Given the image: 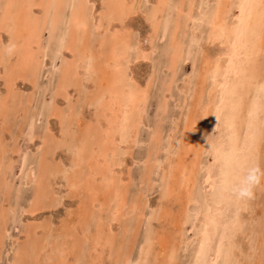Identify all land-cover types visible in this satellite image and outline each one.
Segmentation results:
<instances>
[{"label": "rangeland", "instance_id": "obj_1", "mask_svg": "<svg viewBox=\"0 0 264 264\" xmlns=\"http://www.w3.org/2000/svg\"><path fill=\"white\" fill-rule=\"evenodd\" d=\"M7 1L0 0V264H139L146 247V264H264V27L240 41L242 78L227 55L210 62L227 64L214 77L204 63L223 46L212 30L218 0ZM239 3L231 0V25ZM139 96L142 106L127 110ZM78 158L95 174L82 189L69 184L86 166ZM252 168L260 181L251 198H240Z\"/></svg>", "mask_w": 264, "mask_h": 264}, {"label": "bare ground", "instance_id": "obj_2", "mask_svg": "<svg viewBox=\"0 0 264 264\" xmlns=\"http://www.w3.org/2000/svg\"><path fill=\"white\" fill-rule=\"evenodd\" d=\"M9 1H12V0H9ZM14 1V0H13ZM16 1V0H15ZM19 1V0H18ZM17 1V2H18ZM20 1H22V0H20ZM94 1V0H93ZM118 1V0H117ZM219 1V5H218V7H217V9L215 10V12L213 13V17H212V30H213V32H216L217 33V35H218V33H219V35L221 36V37H223L224 39H223V42L221 43V44H223V46H222V48H221V50H219L215 55L213 54V55H211V54H209V53H206V62L204 63V70L206 71V73H208V72H211L212 73V75L215 77L220 71H221V69L224 67V66H226V65H221L220 64V62H215V64L214 65H212L211 67H210V62H212V60H213V58H216V59H220V58H224V56H229L230 57V63L227 65V67H230L231 68V70L232 69H234L235 70V73H234V77H236V78H239L240 79V77L242 78V73L244 72V67H242L243 65H242V63H241V57L242 56H239V44H240V41L242 40V38L243 37H245L246 35V37H249V35H250V31L251 30H254V29H257L258 31L260 30V29H258V28H260L261 27V25L264 27V0H255V2H254V0H240V3H239V8H240V15H239V17H238V19H237V22L235 23V24H229L228 23V20H227V14H228V12L231 10V0H218ZM238 1V0H237ZM6 2H8L7 0H6ZM165 2H167V0L165 1ZM217 2V1H216ZM232 2H234V1H232ZM236 2V1H235ZM14 3V2H13ZM125 3V2H124ZM159 3V2H158ZM213 3V2H212ZM218 3V2H217ZM24 4V3H23ZM126 4V3H125ZM131 4V3H130ZM12 5V4H11ZM119 5H121V4H119ZM127 5V4H126ZM163 5V4H162ZM10 6V5H9ZM24 6V5H23ZM27 6V5H26ZM164 6V5H163ZM235 6V5H234ZM233 6V7H234ZM121 7V6H120ZM124 7V6H123ZM14 8V7H13ZM25 8V7H24ZM127 8V7H126ZM130 8H132V7H130ZM129 8V9H130ZM122 9V8H121ZM120 9V10H121ZM125 9V8H124ZM236 9V8H235ZM21 10V9H20ZM25 10V9H24ZM127 10V9H126ZM17 11V10H16ZM123 11V10H122ZM126 12V11H125ZM124 13V12H123ZM159 13V12H158ZM236 13V12H235ZM17 14H18V12H17ZM76 14V13H75ZM74 14V15H75ZM233 14V13H232ZM19 15V14H18ZM27 15V14H26ZM161 15V14H160ZM234 15V14H233ZM24 16V15H23ZM29 16H31V15H29V13H28V17ZM15 17V16H14ZM80 17V16H79ZM22 18V17H21ZM31 18H32V16H31ZM72 18H74V17H72ZM15 19V18H14ZM18 19V18H17ZM229 19V18H228ZM21 21H22V19H20ZM25 20V19H24ZM157 20V19H156ZM255 20H256V22H255ZM18 21H19V19H18ZM149 21V20H148ZM17 22V21H16ZM80 22V21H79ZM254 22H255V24H254ZM18 23V22H17ZM78 23V22H77ZM83 24L84 23H82V26H83ZM25 25V24H24ZM27 25V24H26ZM33 25V24H32ZM80 25V24H79ZM79 25H77V26H79ZM256 25L258 26V28H256ZM81 26V25H80ZM116 26V25H115ZM5 28V27H4ZM12 28V27H11ZM29 28V27H28ZM28 28H27V30H25V31H28ZM80 28V27H79ZM100 28V27H99ZM13 30V29H12ZM16 30V29H15ZM15 30L13 31L14 33H15ZM20 30V29H19ZM115 30V29H114ZM119 30H120V28H119ZM264 30V29H263ZM255 31V30H254ZM253 31V32H254ZM34 32V31H33ZM252 32V33H253ZM20 33V32H19ZM30 33V32H29ZM114 33V32H113ZM118 33V32H117ZM215 33V34H216ZM17 34V33H16ZM255 34H256V32H255ZM258 34V33H257ZM261 34V33H260ZM15 35V34H14ZM29 35V34H28ZM114 35V34H113ZM213 35V34H212ZM259 35V34H258ZM19 36V35H18ZM252 36V35H251ZM254 36V35H253ZM261 36V35H260ZM15 37L17 38V36L15 35ZM22 37H23V35H22ZM30 37H32V36H30ZM218 37V36H217ZM257 37V40L259 39V37L258 36H256ZM262 37V36H261ZM250 38V37H249ZM22 39V38H21ZM246 39V38H245ZM24 40V39H23ZM219 40H220V38H219ZM250 40V39H249ZM251 40H253V38L251 39ZM263 40H264V38H263ZM263 40H262V42H263ZM34 41V40H33ZM221 41V40H220ZM247 41H248V39H247ZM259 41V40H258ZM250 42V41H249ZM17 43V42H16ZM37 43V42H36ZM214 43V42H213ZM253 43V42H252ZM257 43V42H256ZM219 44V43H218ZM258 44V43H257ZM261 44V43H260ZM24 45V44H23ZM247 45V44H246ZM250 45H253V44H250ZM255 46H257L256 44H255ZM28 47H29V44H28ZM34 47V46H33ZM115 47H116V45H115ZM242 47H243V45H242ZM120 48V47H119ZM149 48V47H148ZM253 48H254V46H253ZM17 49V48H16ZM132 49V48H131ZM248 49V48H247ZM31 51V50H30ZM45 51V50H44ZM122 51H124L123 49H121V52ZM253 51V50H252ZM264 51V50H263ZM119 52V51H118ZM117 51H115V52H113V53H115V56H117V55H119V53H118ZM247 52V51H246ZM15 53H18V52H16L15 51ZM249 52H247V54H248ZM251 53V52H250ZM252 53H254V52H252ZM260 53V52H259ZM263 53V52H262ZM264 54V53H263ZM15 55H17V54H15ZM124 55V54H123ZM246 55V54H245ZM90 56V55H89ZM97 57V56H96ZM250 57H252V56H250ZM29 58V57H28ZM84 58H85V55H84ZM253 58V57H252ZM255 58V57H254ZM82 60H84V59H82ZM116 61H117V59H115ZM124 60V59H123ZM251 60V59H250ZM87 61V60H86ZM85 61V62H86ZM109 61V60H108ZM114 61V60H113ZM89 62V61H88ZM87 62V63H88ZM102 62V61H101ZM229 62V61H228ZM84 62H82V64H83ZM93 63V62H92ZM98 63V62H97ZM90 64V63H89ZM250 64H252V63H250ZM107 65V64H106ZM110 65V64H109ZM116 65V64H115ZM118 65V64H117ZM248 65V64H247ZM84 66H85V64H84ZM87 66V65H86ZM97 66V65H96ZM113 66V65H112ZM249 66V65H248ZM255 66V65H254ZM81 67V66H80ZM103 67V66H102ZM110 67H111V65H110ZM115 67V66H114ZM113 67V68H114ZM85 69H86V67H84ZM116 68V67H115ZM91 69V68H90ZM117 69V68H116ZM121 69V68H120ZM246 69V68H245ZM248 69H250V67L248 68ZM103 70V69H102ZM84 71V70H83ZM225 71V70H224ZM89 72V71H88ZM247 72V71H246ZM2 73V72H1ZM205 73V72H204ZM204 73H202V76H204ZM245 73V72H244ZM104 74V73H103ZM111 74V73H110ZM107 75H108V73H107ZM112 75V74H111ZM110 75V76H111ZM119 76H121V75H119ZM203 78V77H202ZM105 79V78H104ZM203 79H205V78H203ZM216 79V78H215ZM219 79V78H218ZM221 79V78H220ZM100 80V79H99ZM212 80V79H211ZM224 80V79H223ZM236 80V79H235ZM120 81V80H119ZM210 81V80H209ZM220 81V80H219ZM245 80H243V82H244ZM116 82H118V81H116ZM212 84V83H211ZM224 84V83H223ZM120 85V84H119ZM226 85V84H225ZM228 85V84H227ZM229 86V85H228ZM244 86H245V84H244ZM210 87V86H209ZM238 87V86H237ZM199 88V87H198ZM203 88V87H202ZM205 88V87H204ZM203 88V89H204ZM220 88V87H219ZM113 89V88H112ZM117 89V88H116ZM200 89V88H199ZM207 89V88H206ZM240 89V88H239ZM243 89V88H242ZM201 90V89H200ZM229 90V89H228ZM197 91V90H196ZM236 91H237V89H236ZM110 92V91H109ZM127 92H129L128 90H127ZM207 92V91H206ZM211 92V91H210ZM145 93L146 92H144V95H145ZM200 93V92H199ZM238 93V92H237ZM104 94V93H103ZM125 94V93H124ZM139 94V93H138ZM198 94V93H197ZM212 94V93H211ZM242 94V93H241ZM241 94H239V95H241ZM108 95H110L109 93H108ZM119 95V94H118ZM127 95H128V93H127ZM133 95V94H132ZM235 95V94H234ZM243 95V94H242ZM245 95V94H244ZM105 96H106V94H105ZM198 96V95H197ZM232 96V95H231ZM108 97V96H107ZM106 97V98H107ZM110 97V96H109ZM112 97V96H111ZM110 97V98H111ZM122 97V96H121ZM128 97V96H127ZM131 97V96H130ZM135 97V94L132 96V98H134ZM140 98H136V100L135 99H133L132 100V98H131V100H130V102H128V107H127V104H126V107H127V110H128V108L130 107V110L132 109L133 110V108H136V106H138L139 104L137 103V100L139 101V100H141L142 98H143V96H139ZM208 97H209V94H208ZM211 97V96H210ZM209 97V98H210ZM245 97V96H244ZM249 98H250V96H248ZM105 98V97H104ZM110 98H109V100H110ZM126 98V97H125ZM144 98H146V97H144ZM212 98V97H211ZM252 98V97H251ZM113 99H115L114 97H113ZM123 99V98H122ZM129 99V98H128ZM201 99H202V97H201ZM241 99V98H240ZM246 99V98H245ZM103 100V99H102ZM108 100V102H110L111 103V101H109ZM123 101V100H122ZM100 102H102V101H100ZM118 103V101L117 100H113V104L114 103ZM200 102V101H199ZM202 102V101H201ZM103 103H105V102H103ZM103 103H102V105H103ZM242 103H243V101H242ZM250 103V102H249ZM253 103V101H251V103L250 104H252ZM101 104V103H100ZM109 104V103H108ZM249 104V105H250ZM101 105V106H102ZM111 106H112V104H110ZM116 105V104H115ZM114 105V106H115ZM140 105H141V103H140ZM139 105V106H140ZM193 105H195V104H193ZM197 105V104H196ZM201 105H202V103H201ZM223 105V104H222ZM240 105V104H239ZM245 105V104H244ZM110 106V107H111ZM142 106V105H141ZM251 106V105H250ZM106 107V106H105ZM191 107V106H190ZM202 107V106H201ZM246 107H248L249 108V106H246ZM114 108V110H115V108L116 107H113ZM119 108H120V106H119ZM196 108V107H195ZM195 108H193L192 107V110L194 109L195 110ZM106 109V108H105ZM110 109H112V108H110ZM190 109V108H189ZM113 110V109H112ZM109 111L108 113L111 115V113L113 112V111ZM116 110H117V108H116ZM122 110V109H121ZM142 110V109H141ZM140 110V111H141ZM191 110V109H190ZM125 111V110H124ZM139 111V112H140ZM199 111V110H198ZM111 112V113H110ZM120 112V111H119ZM129 112V111H128ZM117 113V112H116ZM134 113H136L135 111H134ZM120 114V113H119ZM139 114V113H138ZM137 114V115H138ZM211 114V113H210ZM113 115V114H112ZM128 115H130V114H128ZM135 115V114H134ZM133 116V115H132ZM114 117V116H113ZM118 117V116H117ZM202 117V116H201ZM207 117V116H206ZM132 119H133V117H132ZM198 119V118H197ZM207 119V118H206ZM120 119H118V121H119ZM109 121H111V119H109ZM113 121V120H112ZM117 121V122H118ZM121 121V120H120ZM125 121V120H124ZM133 121V120H132ZM216 121V120H215ZM234 121V120H233ZM114 122V121H113ZM113 122H107L108 124H110V123H113ZM126 122V121H125ZM205 122V121H204ZM106 123V124H107ZM120 122H118L117 124H119ZM126 123H128V122H126ZM200 123H202V122H200ZM108 124H107V126H105V127H108ZM117 124H115V125H117ZM190 124V123H189ZM111 125H113V127H114V124H111ZM129 125V124H128ZM127 125V126H128ZM140 125V124H139ZM192 125V124H191ZM206 125H208V124H206ZM216 125V124H215ZM215 125H213V126H215ZM238 125V124H237ZM119 126V125H118ZM120 126H121V124H120ZM119 126V127H120ZM124 126H126V125H124ZM126 126V127H127ZM202 126V125H201ZM85 127V126H84ZM105 127H103V128H105ZM110 127V129H112L111 128V126H109ZM116 127V126H115ZM130 127V126H129ZM139 127V126H138ZM117 128V127H116ZM136 128V127H135ZM198 128V127H197ZM205 128V127H204ZM81 129H82V127H81ZM84 129V128H83ZM131 129V128H130ZM201 129V128H200ZM203 129V128H202ZM214 129H216L215 127H214ZM80 130V129H79ZM78 130V131H79ZM103 130H106V129H103ZM115 130V129H114ZM118 130V129H117ZM133 130V129H132ZM135 130V129H134ZM108 131L109 130H107V134H109L108 133ZM238 131V130H237ZM80 132V131H79ZM81 132H82V130H81ZM87 132V131H86ZM103 132V131H102ZM114 132V131H113ZM212 132H213V130H212ZM115 133V132H114ZM131 133H133V131L131 132ZM82 134V133H81ZM86 134V133H85ZM84 134V135H85ZM87 134H89V132L87 133ZM86 134V135H87ZM110 134H111V132H110ZM90 135V134H89ZM114 135V134H113ZM116 135H118V134H115V136ZM135 135V134H134ZM190 135V134H189ZM88 136V135H87ZM105 136H108V135H104V137ZM111 137H112V139L114 138L112 135H110ZM109 136V137H110ZM174 136V135H173ZM192 136V135H191ZM82 137V136H81ZM81 137H79V139L81 138ZM104 137H102V138H104ZM250 137V136H249ZM115 138H117V137H115ZM110 139V138H109ZM249 139V138H248ZM247 139V140H248ZM104 140V139H103ZM106 140H107V138H106ZM114 140V139H113ZM121 140V139H120ZM119 140V141H120ZM134 140H136V138L134 139ZM80 141H81V139H80ZM109 141V140H108ZM118 141V140H117ZM116 141V142H117ZM78 143H80V144H82L81 142H79L78 141ZM110 143V142H109ZM108 143V144H109ZM115 143V142H114ZM175 143V142H174ZM177 143V142H176ZM184 143V142H183ZM206 143V142H205ZM83 144H84V142H83ZM111 144H113V143H110V146H111ZM118 144V143H117ZM178 144H180V143H178ZM195 145H197L196 143H194ZM181 145V144H180ZM227 144H225V146H226ZM82 146V145H81ZM116 146V145H115ZM175 146V145H174ZM185 146V145H184ZM227 146H229V145H227ZM80 147V146H79ZM94 148V147H93ZM92 148V149H93ZM183 148H185V147H183ZM182 148V149H183ZM188 149L190 148L189 146L187 147ZM214 148V147H213ZM232 148V147H231ZM80 149V148H79ZM83 149H84V147H83ZM86 150V149H85ZM185 150H186V148H185ZM227 150V149H226ZM228 150H229V148H228ZM78 151H80V150H78ZM94 151V150H93ZM192 151H193V149H192ZM74 152H76L77 153V148H76V151H74ZM82 152V151H81ZM86 152V151H85ZM95 152V151H94ZM112 153H114L113 151H111ZM217 152V151H216ZM216 152H215V154H216ZM226 152V151H225ZM247 152V151H246ZM84 153V152H83ZM92 153V152H91ZM108 153V152H107ZM178 153H179V151H178ZM183 153V152H182ZM227 153H228V151H227ZM79 154H80V152H79ZM90 154V153H89ZM93 154V153H92ZM102 153H100V155H101ZM104 154V153H103ZM106 154V153H105ZM109 154V153H108ZM226 154V153H225ZM77 155V154H76ZM99 155V154H98ZM190 155V151H186V153H185V158H186V156H189ZM253 155V154H252ZM106 156V155H105ZM109 156V155H108ZM184 156V155H183ZM182 156V158L181 159H183L184 157ZM225 156V155H224ZM79 157V156H78ZM80 157H82V156H80ZM91 157V156H90ZM98 157V156H97ZM92 158V157H91ZM95 158V157H94ZM109 158V157H108ZM180 158V157H179ZM220 158V157H219ZM232 158V157H231ZM250 158V157H249ZM73 159V158H72ZM79 159V158H78ZM77 159V160H78ZM111 159V158H110ZM191 159H193V158H191ZM244 159V158H243ZM246 159V158H245ZM245 159H244V163H245ZM200 160V159H199ZM248 160V159H247ZM79 161L81 162L82 161V158H81V160L79 159ZM88 161V160H87ZM102 161V159L100 160V162H99V164L100 163H102L101 162ZM183 161V160H182ZM230 161H231V159H230ZM249 161V160H248ZM74 162V161H73ZM94 161L92 160V163H93ZM98 162V161H97ZM223 162V161H222ZM228 162V161H227ZM81 163H83V162H81ZM107 163V162H106ZM106 163H105V165H106ZM238 163V162H237ZM241 163V165H242V163L243 162H240ZM243 163V164H244ZM73 164V163H72ZM80 164V163H79ZM84 164V163H83ZM82 164V165H83ZM87 164V163H86ZM86 164H84V165H86ZM97 164V163H96ZM178 164H180L179 162L177 163V165ZM75 165V164H74ZM95 165V164H94ZM103 165V164H102ZM189 165V164H188ZM229 165V164H228ZM73 166V165H72ZM80 166V165H79ZM179 166V165H178ZM196 166V165H195ZM225 166V165H224ZM74 167V166H73ZM97 167V166H96ZM108 167V166H107ZM107 167H106V169H107ZM264 167V166H263ZM75 168V167H74ZM102 169L101 170H104V168H103V166L101 167ZM110 168V167H109ZM170 168V167H169ZM78 169V168H77ZM93 165L91 166V165H86L85 166V168L84 169H80V170H82V172L79 174V176L77 177V178H75V182L74 181H72L71 183L69 182V184H71V186H70V188L71 187H73L74 186V184H75V187L77 186V188H75V189H78V187L79 188H83L84 187V185H86V181L88 180V181H90L91 179H89V178H91L93 175H95L94 174V171H93ZM174 169V168H173ZM184 169V168H183ZM196 169V168H195ZM222 170H224V172H225V169H223V168H221ZM79 170V171H80ZM193 170H194V168H193ZM197 170V169H196ZM228 170V169H227ZM237 170V169H236ZM75 171V170H74ZM112 171V170H111ZM172 171V170H171ZM170 171V172H171ZM179 171V170H178ZM199 171V170H198ZM242 171V170H241ZM70 172V171H69ZM103 172V171H102ZM105 172V171H104ZM127 172V171H126ZM106 173V172H105ZM109 173V172H108ZM196 173V172H195ZM227 173V172H226ZM77 174V173H76ZM97 174V173H96ZM110 174V173H109ZM108 174V175H109ZM179 174V173H178ZM229 174V173H228ZM244 174V173H243ZM104 175V174H103ZM176 175V174H175ZM197 175V174H196ZM210 175V174H209ZM226 175V174H225ZM76 176V175H75ZM96 176H98L99 177V174L98 175H96ZM96 176H94L96 179L95 180H93V178H92V180L93 181H96L97 180V177ZM105 176V175H104ZM110 176V175H109ZM183 176V175H182ZM185 176V175H184ZM227 176V175H226ZM244 176V175H243ZM172 177V176H171ZM170 177V178H171ZM175 177V176H174ZM186 178L185 179H187V177L188 176H185ZM222 177H223V174H222ZM230 178V176H227V178ZM240 178H242V176H239ZM169 178V179H170ZM224 178V177H223ZM233 178V177H232ZM108 179V178H107ZM174 179V178H173ZM179 179V178H178ZM184 179V180H185ZM209 179L211 180V179H213V176L212 175H210V177H209ZM216 179V178H215ZM70 180V179H69ZM105 181H106V179H104ZM113 180V179H112ZM237 180V179H236ZM71 181V180H70ZM173 181V180H172ZM171 181V182H172ZM182 181V180H181ZM223 181V180H222ZM228 181V180H227ZM90 182H92V181H90ZM97 183H98V181H96ZM95 182V183H96ZM112 182V181H111ZM179 181H177V183H178ZM187 182V181H186ZM226 182V181H225ZM230 182H231V180H230ZM232 182H233V180H232ZM93 183V182H92ZM92 183H91V185H92ZM100 183V182H99ZM108 183V182H107ZM124 183V182H123ZM174 183H175V181H174ZM181 183V182H180ZM180 183H178L179 185H180ZM215 184H216V181L214 182ZM220 183V181L218 180V184ZM89 184V183H88ZM102 184V183H101ZM173 184V183H172ZM182 184H183V182H182ZM227 184H229V181H228V183ZM73 185V186H72ZM94 185V184H93ZM175 185H177V184H175ZM100 186V185H99ZM111 185H109V187H110ZM174 186V185H173ZM178 186V185H177ZM216 186H217V184H216ZM95 187V186H94ZM106 187V186H105ZM104 187V188H105ZM180 188H182L181 186H180ZM217 188V187H216ZM220 188V187H219ZM232 188V187H231ZM107 189H108V187H107ZM171 189V188H170ZM169 189V191H171ZM183 189H185L184 188V185H183ZM214 189V188H213ZM233 189V188H232ZM84 190V189H83ZM186 190H188V189H186ZM220 190H222V188L220 189ZM224 190H225V188H224ZM235 190V189H234ZM81 191V190H80ZM86 191V190H85ZM99 191V190H98ZM118 191V190H117ZM168 191V190H167ZM190 191H191V189H190ZM227 191H228V189H227ZM226 191V192H227ZM84 192V191H83ZM94 191H92V193H93ZM172 192V191H171ZM170 192V193H171ZM226 192H223V194L224 193H226ZM89 194H90V196L92 195L91 193H90V191L88 192ZM87 193V194H88ZM110 193V192H109ZM121 193H123V191L121 192ZM120 193V190H119V195L121 194ZM94 194L95 193H93V196H94ZM169 194V193H168ZM216 194V193H215ZM217 194H218V192H217ZM220 194V193H219ZM228 194H229V191H228ZM96 195V194H95ZM119 195L117 194L116 195V197L118 196L119 197ZM122 195V194H121ZM120 195V196H121ZM214 195V194H213ZM226 195V194H225ZM187 196H188V194H187ZM219 196V195H218ZM224 196V195H223ZM228 196V195H227ZM95 197V196H94ZM224 197H226V196H224ZM91 198H92V196H91ZM120 199H122V197L120 198ZM226 199V198H225ZM94 200V199H93ZM105 200V199H104ZM123 200V199H122ZM211 200V199H210ZM227 200H228V198H227ZM239 200V199H238ZM112 201H113V199H112ZM189 201V200H188ZM246 201V200H245ZM94 202H95V200H94ZM120 203V202H119ZM94 204V203H93ZM122 204V203H121ZM248 204V203H247ZM250 204V203H249ZM249 204H248V206H249ZM96 205V204H95ZM110 205V204H109ZM243 205V204H242ZM241 205V206H242ZM251 205V204H250ZM101 206V205H100ZM109 207V206H108ZM121 207V206H120ZM124 207V206H123ZM85 208V207H84ZM219 208V207H218ZM130 209V208H129ZM167 209V208H166ZM133 210V209H132ZM119 211V210H118ZM121 211V210H120ZM170 212V211H169ZM213 212V211H212ZM163 213V212H162ZM167 215V214H166ZM215 215V214H214ZM164 217V216H163ZM185 217V216H184ZM217 217V216H216ZM208 218H210V217H208ZM215 218V217H214ZM219 219V218H218ZM261 219H263V218H261ZM207 220L205 219V222H206ZM220 221V220H219ZM260 222H262V221H260ZM208 224V223H207ZM208 226V225H207ZM209 226H210V224H209ZM264 226V225H263ZM224 227V226H223ZM102 228V227H101ZM100 229V228H99ZM107 229V228H106ZM105 229V230H106ZM224 229V228H223ZM102 230H103V228H102ZM162 230V229H161ZM202 230H205V229H203L202 228ZM100 231V230H99ZM108 231V230H107ZM164 231V230H163ZM102 232V231H101ZM104 232V231H103ZM109 232V231H108ZM211 232V231H210ZM158 233V232H157ZM98 234H99V232H98ZM97 234V235H98ZM104 234V233H103ZM107 234V233H106ZM161 234V233H160ZM101 235V234H100ZM159 235V234H158ZM162 235V234H161ZM164 235H165V233H164ZM204 235V234H203ZM103 236V235H102ZM108 236V235H107ZM106 236V237H107ZM110 236V235H109ZM210 236V235H209ZM208 236V237H209ZM166 237V236H165ZM220 237V236H219ZM104 238H105V236H104ZM111 239V238H110ZM210 239H212V238H209V240ZM107 238H106V243H107ZM169 240V239H168ZM150 241V240H149ZM157 241V240H156ZM162 242H163V240H161ZM211 241V240H210ZM219 241V240H218ZM99 242V241H98ZM102 242H104L103 240H102ZM105 243V245L107 246V244ZM209 243V242H208ZM212 243V242H211ZM215 243V242H214ZM94 244H97V243H94ZM99 244H100V242H99ZM98 244V245H99ZM104 244V243H103ZM150 244V243H149ZM162 244H164V243H162ZM219 244H220V242H219ZM98 245H96V246H98ZM105 246V247H106ZM178 246V245H177ZM149 247V246H148ZM100 248V247H99ZM98 248V249H99ZM103 248V247H102ZM101 248V249H102ZM154 248V247H153ZM158 248V247H157ZM179 248V247H178ZM203 247H201V249H202ZM207 248V247H206ZM177 249V248H176ZM103 250V249H102ZM148 249H147V247H146V249L144 250V252H143V255H142V258L140 257L139 259H141V260H139L140 262H139V264H146V259H147V255H146V251H147ZM166 250V249H165ZM106 251V250H105ZM151 251V250H150ZM224 251V250H223ZM157 252V251H156ZM166 252V251H165ZM102 253H104V251L102 252ZM158 253H160V252H158ZM142 254V253H141ZM149 254V253H148ZM102 255V254H101ZM263 255V254H262ZM63 256H65V255H63ZM99 257V256H98ZM101 258V257H100ZM150 258V257H149ZM217 258V257H216ZM262 258V257H261ZM218 259V258H217ZM98 260H99V258H98ZM149 260H151V261H153L152 259H149ZM157 260V259H156ZM259 260V259H258ZM64 261V262H63ZM62 262L63 263H65V261L66 260H63ZM129 261V260H128ZM94 262H96V261H94ZM130 262V261H129ZM159 262V261H158ZM164 262V261H163ZM227 262H228V260H227ZM137 262H135V264H136ZM152 263V262H151ZM150 263V264H151ZM155 263V262H154ZM230 263V262H229ZM240 263V262H239ZM238 263V264H239ZM98 264V263H97ZM149 264V263H148ZM164 264H170V263H164ZM231 264V263H230ZM250 264V263H249Z\"/></svg>", "mask_w": 264, "mask_h": 264}, {"label": "clouds", "instance_id": "obj_3", "mask_svg": "<svg viewBox=\"0 0 264 264\" xmlns=\"http://www.w3.org/2000/svg\"><path fill=\"white\" fill-rule=\"evenodd\" d=\"M260 181L259 169H250L247 178L243 182L242 186L236 190V194L240 198H251L253 195V187Z\"/></svg>", "mask_w": 264, "mask_h": 264}]
</instances>
